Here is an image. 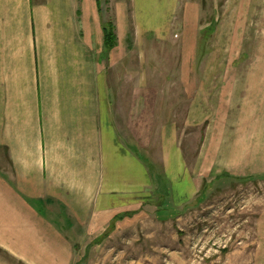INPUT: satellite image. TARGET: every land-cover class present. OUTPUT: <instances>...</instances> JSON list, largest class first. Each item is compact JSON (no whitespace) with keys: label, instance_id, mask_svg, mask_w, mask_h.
Segmentation results:
<instances>
[{"label":"crops","instance_id":"crops-1","mask_svg":"<svg viewBox=\"0 0 264 264\" xmlns=\"http://www.w3.org/2000/svg\"><path fill=\"white\" fill-rule=\"evenodd\" d=\"M177 6L155 2L141 20L133 8L131 24L124 3L106 18L100 0H0V250L26 264H72L75 247L62 228L114 230L156 189L164 203L194 196L157 89L132 87L127 62L136 43L170 40ZM107 19L116 35L109 51ZM249 81L251 111L264 117V69L251 68ZM131 89L140 92L134 100ZM153 146L155 157L146 156Z\"/></svg>","mask_w":264,"mask_h":264},{"label":"rangeland","instance_id":"rangeland-1","mask_svg":"<svg viewBox=\"0 0 264 264\" xmlns=\"http://www.w3.org/2000/svg\"><path fill=\"white\" fill-rule=\"evenodd\" d=\"M162 1L100 0L106 18L124 3L131 24L133 8L141 20ZM170 23V40L133 46L130 82L157 89L162 124L175 128L196 192L176 205L171 195L163 204L156 189L142 213L98 235L62 228L75 247L72 264H264V117L251 111L249 81L251 68L264 69L263 52L256 54L264 47V0H178ZM139 93L131 89L132 100ZM210 168L232 176L203 179ZM0 257L26 264L6 250Z\"/></svg>","mask_w":264,"mask_h":264},{"label":"trees","instance_id":"trees-1","mask_svg":"<svg viewBox=\"0 0 264 264\" xmlns=\"http://www.w3.org/2000/svg\"><path fill=\"white\" fill-rule=\"evenodd\" d=\"M104 34V48L105 51L112 49L116 42L115 28L112 19H107L102 24ZM164 204V202H163Z\"/></svg>","mask_w":264,"mask_h":264}]
</instances>
